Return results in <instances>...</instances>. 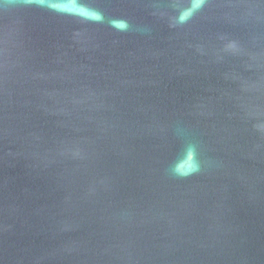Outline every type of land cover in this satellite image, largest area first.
<instances>
[{"label": "water", "instance_id": "95a60500", "mask_svg": "<svg viewBox=\"0 0 264 264\" xmlns=\"http://www.w3.org/2000/svg\"><path fill=\"white\" fill-rule=\"evenodd\" d=\"M0 264H264V0H0Z\"/></svg>", "mask_w": 264, "mask_h": 264}]
</instances>
